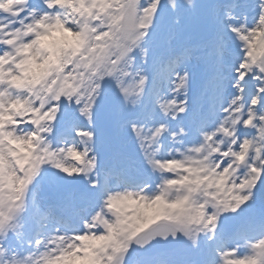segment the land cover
<instances>
[{
	"label": "snow or ice",
	"instance_id": "6c2138e0",
	"mask_svg": "<svg viewBox=\"0 0 264 264\" xmlns=\"http://www.w3.org/2000/svg\"><path fill=\"white\" fill-rule=\"evenodd\" d=\"M0 264H264V0H0Z\"/></svg>",
	"mask_w": 264,
	"mask_h": 264
}]
</instances>
